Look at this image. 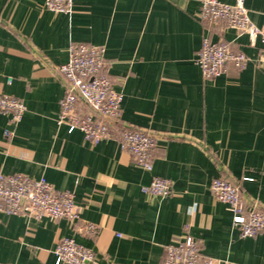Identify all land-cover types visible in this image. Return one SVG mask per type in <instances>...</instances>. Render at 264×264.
Instances as JSON below:
<instances>
[{"label":"crops","instance_id":"0c3cea01","mask_svg":"<svg viewBox=\"0 0 264 264\" xmlns=\"http://www.w3.org/2000/svg\"><path fill=\"white\" fill-rule=\"evenodd\" d=\"M233 4L234 0H218ZM69 15L44 0H0V94L19 99L18 124L0 114V175L45 179L72 193L80 220L0 213V263L55 264L62 239L92 251L94 264H161L162 246L189 235L213 264H264V234L242 238L216 178L239 189L242 209L264 210V50L234 29L205 27L198 0H72ZM264 27V0H244ZM204 38L249 58L205 80L195 63ZM75 43L103 48L118 124L155 137L152 170L139 168L115 140L88 142L58 124L64 87L56 68ZM5 130L10 136L4 135ZM153 177L170 195L146 193ZM93 224L96 230H81Z\"/></svg>","mask_w":264,"mask_h":264},{"label":"built area","instance_id":"2783aa9c","mask_svg":"<svg viewBox=\"0 0 264 264\" xmlns=\"http://www.w3.org/2000/svg\"><path fill=\"white\" fill-rule=\"evenodd\" d=\"M198 3L196 18L203 26L234 29L248 35L251 45L259 42L264 50V27H256L250 21L244 0H234L233 4L218 0H198ZM44 8L52 13L69 15L73 12V2L44 0ZM103 52V48L89 44L70 45L67 61L56 68L64 87L57 123L66 125L69 131H81L84 138L93 144L115 140L121 150L133 156L139 168L150 172L155 137L148 131L118 124L122 94L113 89ZM248 62L245 54L232 50L224 41L211 42L207 38L203 39L195 57L205 80L224 74L229 67L241 71ZM24 112L25 106L19 99L0 94V114L9 113L11 124H18ZM10 134L5 130L6 137ZM144 191L165 197L170 195V183L164 178L153 177ZM210 192L215 200L227 205L232 213V224L240 237L264 234V210L254 202L243 210L239 189L235 185L216 178L210 185ZM0 213L35 220L43 217L52 220L64 218L70 222L80 220L72 193H58L45 179L23 175H0ZM81 230L93 232L96 227L86 224ZM161 250V264H213L212 260L201 258L200 241L189 235L163 245ZM53 255L55 264L96 262L92 251L67 238L56 244Z\"/></svg>","mask_w":264,"mask_h":264}]
</instances>
